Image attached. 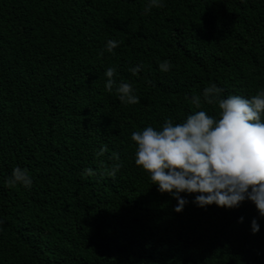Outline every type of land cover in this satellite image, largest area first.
Instances as JSON below:
<instances>
[{
	"label": "trees",
	"instance_id": "trees-1",
	"mask_svg": "<svg viewBox=\"0 0 264 264\" xmlns=\"http://www.w3.org/2000/svg\"><path fill=\"white\" fill-rule=\"evenodd\" d=\"M146 3L0 0V264H264L253 202L202 208L182 193L175 211L131 139L182 122L209 84L224 97L264 89V0ZM121 81L136 103L119 100ZM17 165L30 187L9 184Z\"/></svg>",
	"mask_w": 264,
	"mask_h": 264
},
{
	"label": "clouds",
	"instance_id": "clouds-1",
	"mask_svg": "<svg viewBox=\"0 0 264 264\" xmlns=\"http://www.w3.org/2000/svg\"><path fill=\"white\" fill-rule=\"evenodd\" d=\"M160 6L162 0H147L145 10ZM117 43L109 39L107 50L114 51ZM139 67L131 70L136 72ZM159 67L167 72L171 63L164 60ZM115 73V67L105 71L109 91L117 83ZM116 91L123 103L134 104L139 100L128 82H119ZM222 91L212 83L203 89L202 95H193L191 102L197 110L182 122L166 118L159 128L148 125L142 131H133L135 164L147 172L157 191L167 192L177 200V212L189 202L186 195H181L185 193L195 194L192 202L202 208L212 204L236 208L250 200L264 218V89L250 97L239 94L224 97ZM202 103L215 104L216 114H209ZM85 171L91 174L93 170ZM110 175H115V169ZM8 182L30 187L33 178L17 165ZM243 220L244 217H239L240 222ZM260 227L253 218L252 233L259 232Z\"/></svg>",
	"mask_w": 264,
	"mask_h": 264
}]
</instances>
